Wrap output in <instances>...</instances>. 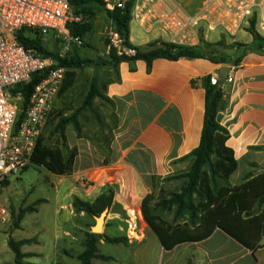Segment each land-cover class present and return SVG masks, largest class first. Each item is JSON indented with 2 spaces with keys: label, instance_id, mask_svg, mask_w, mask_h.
Wrapping results in <instances>:
<instances>
[{
  "label": "crops",
  "instance_id": "1",
  "mask_svg": "<svg viewBox=\"0 0 264 264\" xmlns=\"http://www.w3.org/2000/svg\"><path fill=\"white\" fill-rule=\"evenodd\" d=\"M204 1L188 9L174 0L185 14L191 16L199 11ZM210 33L206 32L204 36L207 43ZM238 34L245 39L247 34L249 37L244 42L221 32L217 40L211 42L217 43L223 36L229 46L227 53L234 58L241 56L238 66L214 64L205 59H157L153 62L150 73L144 61L136 63L134 72L126 62L120 63L115 69L93 67V79L97 77V85L105 87L102 94L108 100H94L93 119H97L98 114L100 122L112 124L114 138L110 163L105 165L104 156L102 158L94 145L84 138H78L73 128L68 127V147L77 148L78 155L71 175L53 174L57 178L53 186L59 198V209L64 211L68 208L73 195L92 203L98 196L113 190L115 209L124 192H127L125 195L129 198H121L126 200H131V192L140 194L137 202L126 206L125 214L131 213V219L133 214L141 213L142 202L153 188L152 177L160 169L170 166L199 146L205 115L203 80L209 76L219 79L223 66H231L232 71L224 86L227 108L219 113L218 122L229 131L227 146L233 150L237 165L228 182L235 187L245 182L247 174L264 172V48L259 50L260 43H254V38L248 31ZM171 37V32L165 28L156 27L152 33H146L135 21L130 23V43L135 47L145 49L151 43H168ZM244 46L251 47V50ZM109 53L108 48L104 61L109 59ZM74 88L68 93L71 94ZM88 89L89 87L85 95ZM79 121L85 124L83 118H79ZM96 122L95 135L102 136L105 130L101 132L98 121ZM77 176L87 181L91 180L90 177L98 179L92 184L97 190L94 197L90 195V188L83 189L77 184ZM123 213L117 211L115 218L125 224V230L129 233L127 236L131 240L140 239L143 225L137 231V226L133 227V224L125 222ZM0 223L5 226L0 228V264H16L8 240L10 237L14 239V233L22 229V223L19 228L12 227L10 218L8 222ZM68 235L66 232V236ZM151 238L155 240H152L153 243L157 242L161 254L159 264H264V233L261 245L255 251L243 246L221 229H216L204 240L184 242L172 250H166L158 236L149 228L140 241L139 248ZM22 240H33L22 247V253L28 255L26 263L35 264L31 260L43 256L38 250L40 241L36 238L15 241ZM67 244L66 249L58 251L57 247L48 263L70 264L72 260H77L78 264H82L78 259L84 252L82 241L79 243L80 249L75 252L70 248L73 240ZM132 262L138 264L134 260Z\"/></svg>",
  "mask_w": 264,
  "mask_h": 264
},
{
  "label": "trees",
  "instance_id": "2",
  "mask_svg": "<svg viewBox=\"0 0 264 264\" xmlns=\"http://www.w3.org/2000/svg\"><path fill=\"white\" fill-rule=\"evenodd\" d=\"M75 14H80L79 9H84L90 2L102 4L103 0H69ZM133 2L128 3L124 9L114 12H105L113 22L114 28L130 43V23L132 20ZM92 24H72L68 31L73 36L84 38L92 31ZM249 33L258 42L259 50L264 48V38L257 35L253 30ZM45 35L37 30L22 29L14 34V38L28 50H34L44 57L52 56L43 47ZM253 43V44H254ZM108 45V42H107ZM248 47L251 50V47ZM228 46L225 41L217 43L202 42L197 47H184L169 43H151L147 48L137 47L134 57H119L115 51L110 50L109 59L98 62L92 59H82L74 52L65 58L56 57L58 66L67 70L59 97L67 94L74 86L77 77L76 71L85 67H111L116 68L120 63L130 64L132 72L136 70V63L144 61L147 71L150 73L152 64L157 59L179 61L182 59H205L214 64L238 66L241 56L232 57L227 53ZM253 50V48H252ZM47 73L36 74L29 84L18 86L14 93L21 92L23 102L20 106L18 124L24 117L29 107L31 97L36 87L45 79ZM205 89V115L204 125L199 146L190 154L175 161L174 163L188 162L189 168L182 173L184 185L178 192L170 194L169 198L161 199L156 204L168 210L176 207V219L185 212L189 213V219L183 222H168L161 217L150 213L148 204L155 199L157 191V177L153 176V192L145 197L142 202V214L149 228L158 236L162 246L166 250H172L175 246L184 242H196L211 236L216 229H221L226 234L237 240L243 246L255 251L260 247V240L264 233V172L254 175L249 173L245 182L235 187L230 186L228 180L236 170L234 152L227 146L229 131L218 122L219 113L227 108L226 88L211 85V76L203 80ZM97 85V77L90 84L87 94L84 96L81 107L71 115L58 114L53 128V134L58 136V142L48 143L45 136L38 139V143L32 157V166L45 168L56 176H68L73 173L75 158L78 149H70V155L66 156L69 149L66 129L72 127L78 138H82V128L79 121L83 110L92 109L96 98L108 102L103 96L102 90ZM53 112L50 115L52 118ZM50 122V121H49ZM48 122V123H49ZM44 132V131H43ZM110 141L108 153L104 164L109 165L112 152ZM28 170V169H27ZM177 179V177H174ZM8 180L2 182V188L8 186ZM115 193L109 190L106 194L98 196L93 203L85 202L80 198H74L73 208L77 214L84 213L90 217L99 216L104 210L111 209L114 204ZM141 214V215H142ZM131 220L125 222L130 224ZM21 222V220H20ZM16 225L15 228H19ZM84 252L78 256L82 264H93L94 259L105 258L98 255V243L104 241L109 244L127 245L126 237L111 238L107 235L87 233ZM33 240L16 242L9 238L8 245L15 256L16 264H29L25 262L28 255L22 253V247L32 243Z\"/></svg>",
  "mask_w": 264,
  "mask_h": 264
},
{
  "label": "built area",
  "instance_id": "3",
  "mask_svg": "<svg viewBox=\"0 0 264 264\" xmlns=\"http://www.w3.org/2000/svg\"><path fill=\"white\" fill-rule=\"evenodd\" d=\"M104 9L114 12L133 2L132 21L146 33L156 27L171 32L169 44L197 47L206 32L221 31L236 37L242 31L253 30L264 38V0H205L199 11L185 14L174 0H103ZM87 19L74 13L69 0H0V188L2 182L25 172L32 165L38 139L42 135L59 97L67 70L54 66L53 61L28 50L14 34L22 29L65 35L68 45L81 47L79 36H70L68 27L85 24ZM106 39L110 50L119 57H134L137 47L128 45L124 37L109 25ZM167 43V42H162ZM38 73L47 76L36 87L28 109L18 124L21 92L18 86L29 84ZM219 83L211 77V85ZM84 180H82L83 183ZM10 216L0 207V221Z\"/></svg>",
  "mask_w": 264,
  "mask_h": 264
},
{
  "label": "rangeland",
  "instance_id": "4",
  "mask_svg": "<svg viewBox=\"0 0 264 264\" xmlns=\"http://www.w3.org/2000/svg\"><path fill=\"white\" fill-rule=\"evenodd\" d=\"M178 1L188 9H192L202 2V0ZM73 11L76 13L74 9ZM79 12L80 14L76 15L87 19V22L82 25L92 24L93 27L89 34L84 38L81 37L83 40V45L81 47H76L73 44L69 46L65 35L63 36L53 32L45 35L43 38V47L52 55H46L45 58L51 59L54 66H58L56 60L57 56L65 58L72 52H75L77 56L82 59H92L98 62L106 58V52L109 48L107 45L106 32L109 25L113 23L112 20L105 12L103 5L94 2H90L84 9H79ZM67 33L70 36L72 35L69 31ZM220 34L221 31L211 32L209 34L208 43L217 40ZM238 35L236 38L241 41L249 37V34H247L246 39L244 36ZM222 40L224 41L223 36L220 41ZM205 41L204 38L203 42ZM76 74L77 79L75 80V88L73 87L74 89L71 91V94L67 93L58 97L53 104L52 118L49 120L50 122L48 121L49 123H47L43 132L48 143L55 144L58 142V136L53 134L57 115H71L81 107L86 90L90 87L93 80L94 70L93 67H85L77 70ZM14 103L18 106L20 104L22 105L21 101H14ZM94 114L92 109H85L80 113L79 118H83L85 122V124L81 122L82 138L94 145L102 158L104 156L105 161L112 139V124H108L105 121L100 122L98 114H96L97 119H93ZM96 120L98 121V126L101 128V132L105 130V134L102 136L95 135L96 130L94 127L97 128ZM65 153L66 156H69L70 149ZM188 168L189 163L183 162L179 164L172 163L170 166L159 170L155 175L157 177L155 199L148 204L150 213L168 222H183L185 219H189L188 212H185L181 217L176 219V207L168 210L156 206L161 199L169 198L171 193L181 190V187L184 185L181 175ZM174 177H177V179ZM82 179L84 178H79V176L75 178L77 184L79 183L78 185L83 189L90 188V195L94 197L97 190L95 186L92 187V184L93 181L95 182L98 179L90 177V181L84 180L83 183ZM56 180L57 178L45 168L31 165L28 170L22 174L10 178L8 180V186L0 188V206L9 214L12 227L15 228L16 225L22 223V229L14 233V239L36 238L40 241L38 250L43 253V256L31 260V262L35 264H47L50 262L49 260L57 247L58 251L63 248L66 249L68 247L67 242L72 240L73 245L70 247L71 251L75 252L77 249H80V241H82L85 250L86 235L87 233H92L91 229L95 226L94 217H90L84 213L77 214L74 211L73 200L74 198H79V196H72V207H70L71 203H69V205H67L68 208H65L64 211L59 209V198L56 196L57 192L53 186ZM152 192L153 188L151 193ZM125 193L127 192H124L121 197L129 198ZM140 196L141 195L138 193L133 194V192H131V200L122 199L120 197L117 209H115L113 204L106 218L102 234L111 238L126 237L128 242L127 245H115L100 241L98 243V255L105 258L94 259L93 264H133L132 260L136 261L138 264H159L161 254L156 244L157 242H152L154 238L147 240L142 247L139 248L138 246L149 230V226L142 214V208L140 210L141 213L133 214V221L131 220L130 222L134 226H137V231H139L143 225L142 237L138 240H131L127 236L129 233L125 230V224L115 218L117 211L124 212L123 214H125L126 206L137 202ZM130 214L131 213H126L124 215L125 218L129 219ZM2 226L5 227L0 223V228ZM66 232L69 233L68 236H66ZM70 264H78V261L72 260Z\"/></svg>",
  "mask_w": 264,
  "mask_h": 264
},
{
  "label": "water",
  "instance_id": "5",
  "mask_svg": "<svg viewBox=\"0 0 264 264\" xmlns=\"http://www.w3.org/2000/svg\"><path fill=\"white\" fill-rule=\"evenodd\" d=\"M231 71H232V67L231 66H223L220 69V73H219V85L221 87L226 85V83H227V81L229 79V76H230ZM109 210L110 209H106L99 216H95L94 217V219H95V226L92 227V229H91V231H92L93 234H97V235L102 234L103 229L105 227L106 218L108 217V214H109Z\"/></svg>",
  "mask_w": 264,
  "mask_h": 264
},
{
  "label": "bare ground",
  "instance_id": "6",
  "mask_svg": "<svg viewBox=\"0 0 264 264\" xmlns=\"http://www.w3.org/2000/svg\"><path fill=\"white\" fill-rule=\"evenodd\" d=\"M133 227H136V225L135 226L133 225Z\"/></svg>",
  "mask_w": 264,
  "mask_h": 264
}]
</instances>
